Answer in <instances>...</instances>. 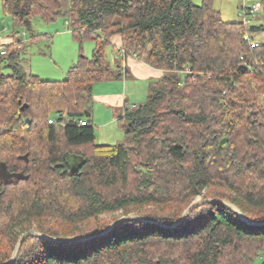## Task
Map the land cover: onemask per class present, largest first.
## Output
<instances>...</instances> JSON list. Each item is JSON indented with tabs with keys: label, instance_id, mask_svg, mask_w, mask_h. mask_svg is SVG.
Wrapping results in <instances>:
<instances>
[{
	"label": "trees",
	"instance_id": "1",
	"mask_svg": "<svg viewBox=\"0 0 264 264\" xmlns=\"http://www.w3.org/2000/svg\"><path fill=\"white\" fill-rule=\"evenodd\" d=\"M66 1L0 0L31 41L40 35L34 18H61L74 39L94 42L61 80L24 68L20 34L1 44L0 264L29 230L94 236L29 235L9 264H252L264 252V225L223 203H201L175 227L126 220L95 235L128 214L170 225L196 197L227 200L264 221V26L225 21L213 0ZM245 34L258 45L250 48ZM114 35L163 74L148 82L144 103L125 107L124 140L99 144L92 86L125 74L105 55Z\"/></svg>",
	"mask_w": 264,
	"mask_h": 264
},
{
	"label": "rangeland",
	"instance_id": "2",
	"mask_svg": "<svg viewBox=\"0 0 264 264\" xmlns=\"http://www.w3.org/2000/svg\"><path fill=\"white\" fill-rule=\"evenodd\" d=\"M198 4L200 0H192ZM213 7L221 14L225 21H244L247 25L264 26V4L255 13L245 15L243 7H250L254 0H213ZM62 7H67V1L63 0ZM21 35L22 42L26 44L27 52L23 55L22 65L24 68L37 74L44 80H61L65 77L67 69L77 61L80 53L89 57L94 46L91 39H84L81 42L73 38L71 30L68 29L63 19L58 18L51 23H44L39 19L32 20V32L40 34L34 41H30L29 34L20 26H14L8 15H4L0 7V39L12 38L13 33ZM263 34H260V39ZM30 41V42H28ZM17 46V45H16ZM105 55L109 62L115 59L116 53L112 46H107ZM144 84V83H143ZM99 86L97 84L95 87ZM105 86V85H100ZM131 103L141 104L147 99L148 89L137 83L132 88ZM258 102L264 103V94L258 95ZM95 140L99 144H116L124 140V134L118 124V120L107 126L95 124ZM3 177L8 180L16 179L17 175L9 174L3 170ZM109 216L104 217L102 222L108 221ZM264 264V252L252 263Z\"/></svg>",
	"mask_w": 264,
	"mask_h": 264
},
{
	"label": "crops",
	"instance_id": "3",
	"mask_svg": "<svg viewBox=\"0 0 264 264\" xmlns=\"http://www.w3.org/2000/svg\"><path fill=\"white\" fill-rule=\"evenodd\" d=\"M9 39H2V42H11ZM31 41V40H30ZM28 41V42H30ZM34 41V40H33ZM32 42V41H31ZM111 46L116 53L115 59L110 62L112 67H118L125 70V74L119 78L97 82L92 86L93 108L90 115L91 123L97 126H107L118 120L124 112L125 107L135 106L137 104L131 103L132 88L137 83L143 86L150 80L158 79L162 76L163 71L151 67L143 60L126 56L124 60L121 59L119 49L121 47V36L114 35L110 38ZM144 83V84H143ZM97 84L99 86L95 87ZM105 85V86H100Z\"/></svg>",
	"mask_w": 264,
	"mask_h": 264
},
{
	"label": "water",
	"instance_id": "4",
	"mask_svg": "<svg viewBox=\"0 0 264 264\" xmlns=\"http://www.w3.org/2000/svg\"><path fill=\"white\" fill-rule=\"evenodd\" d=\"M243 68V71L245 70V66L242 65L241 66ZM27 107L26 103H23L20 106V110L23 111L25 108ZM86 115H89V113H86ZM27 123L30 122L29 118H26L25 120ZM225 139H222L220 141V143H224ZM24 159L27 161V154L24 155ZM67 162L69 164V168H70V172L71 173H75L79 171V167H80V162L79 160H76V157H73L72 160L67 159ZM3 173V172H2ZM1 173V174H2ZM4 174H2L1 176L3 177ZM204 202H216V203H223L226 205L231 206L235 213L237 214V216L244 222L248 223V224H256V225H264V221L263 222H253V221H249L244 214L240 211V209H238L235 205H233L231 202L227 201V200H218V199H211V198H201V197H196L193 201L190 202V204L185 208V210L183 211V213L181 214V216L174 221L172 224L170 225H165L156 221H151L148 220L142 216L136 215V214H128V215H124L121 216L120 218L112 221L100 234H97L95 236H99V235H104L107 232H109L113 227H115L116 225L126 221V220H140L143 222H151V223H156L159 224L161 226L164 227H175L178 226L181 222H183L188 215L190 214V212L199 204L204 203ZM29 235H33V236H37L43 239H47V240H51V241H66V242H79V241H83V240H88L90 238H92L94 235H86V236H72V237H66V238H62V237H51V236H47L43 233H41L40 231L37 230H29L26 232H23L17 239L13 252L10 256V258L8 259L7 262L3 263V264H9L11 263L14 258L17 255L18 249L23 241V239Z\"/></svg>",
	"mask_w": 264,
	"mask_h": 264
},
{
	"label": "built area",
	"instance_id": "5",
	"mask_svg": "<svg viewBox=\"0 0 264 264\" xmlns=\"http://www.w3.org/2000/svg\"><path fill=\"white\" fill-rule=\"evenodd\" d=\"M261 0H258L257 2H255L254 4H252L249 8H247V6L243 7V12L244 14H246V9L247 11L251 14V13H255L257 11H259L261 9ZM243 39L247 42V44L249 45L250 48H254L258 45V41L255 39H252L250 37L249 34H245L243 36ZM5 42H2V39H0V52L1 54L4 53L1 44H3ZM119 54L121 55V59L124 60V58H126V56L130 55L132 57H136V55L134 53H127L124 49H119ZM244 66H246L247 69H249L250 71H252L253 67L250 64H244ZM133 107V106H132ZM49 122H51V120H49ZM81 125H85L84 121H81Z\"/></svg>",
	"mask_w": 264,
	"mask_h": 264
}]
</instances>
